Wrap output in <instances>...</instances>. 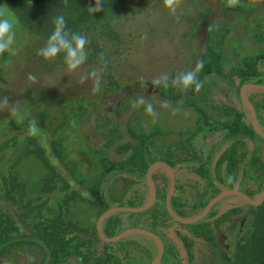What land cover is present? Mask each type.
Listing matches in <instances>:
<instances>
[{
    "label": "trees",
    "instance_id": "obj_1",
    "mask_svg": "<svg viewBox=\"0 0 264 264\" xmlns=\"http://www.w3.org/2000/svg\"><path fill=\"white\" fill-rule=\"evenodd\" d=\"M3 1L7 8L14 13L18 23L35 38L34 41L32 40L31 47L36 57L35 60L39 62L41 68L38 69V72L34 71L33 74H28V77L53 75L56 69L67 66L63 51L50 58H44L41 55V50L54 30L57 16L64 18L62 29L64 33L69 36L77 34L84 38L82 54L85 58L81 65H88L91 70L99 71L102 81L97 84L94 90L92 89L88 106H72V108L80 110L81 121L91 113L106 115L108 113L106 101L111 96L125 97V87L116 75L115 62L122 57L126 50H129L130 40L126 39L119 23L140 14L141 9L135 0H99V10L95 12L89 11V9L96 6L97 0ZM249 2L251 4L246 8L251 13L247 18L243 35L244 39L247 38L248 45L242 43L239 46L237 43V46L235 43L232 48L224 50L223 38L216 41L215 44H210V40H206V38L201 45L200 67L198 68H203L205 72L194 79L200 84L199 89L190 85V91H183L172 98L170 95L172 86L169 82L154 81L153 84L159 90L157 95L147 93L145 96L155 97L157 104L163 107L168 105L172 110H188L193 117V121L188 127L180 129L156 127L149 130L140 120V131L134 134L127 124L133 106L126 112L122 111L120 119L115 120L117 125L107 121L112 128V133H110L112 137L108 133L109 142L96 147L92 146L95 148L92 149V153L90 145V149L84 148L82 153L77 150L78 153H75L74 161L70 158L72 153L69 151H59L61 157L58 152L54 153L57 154V160L60 159L59 161L65 166H67V161H71L69 162L71 166L66 167V170L71 171L78 186L87 189L89 196H84L81 202L92 206L95 216L112 206L143 205L145 203L143 193L148 192L146 170L152 162L158 160L169 163L175 171L177 167L183 168L202 183V192L205 198L203 201L193 204L192 208L195 210V214L199 213L208 200L221 188H239L252 198L256 194L260 195L264 187V137L254 131L251 115L239 96V88L242 84L264 83V52L260 55V49L255 53L249 49V47L260 46V43L264 44V42L253 40L248 35L250 21L257 13L264 11V0H250ZM234 11L236 12L235 16L240 15L244 13L245 8L237 5ZM221 12H223L222 9ZM232 19L234 18L232 17ZM207 24L211 26L209 22ZM206 34L211 36L210 31H206ZM234 47L241 53V57L234 52ZM219 85L225 87L231 101L227 95H223L220 103L214 105L208 102L207 92L216 89ZM29 90L34 92L32 88ZM252 90L259 94L257 99L254 100L252 96L250 99L255 107L258 127L264 130V90ZM55 98H57L56 109L55 112L48 113L49 117H55L59 112L71 107L64 104L71 97L58 92L55 94ZM148 98L137 104L135 109L142 108V105L145 107ZM10 99L14 101L12 104L18 105L17 102L23 100V95L13 93V97ZM2 104H0V108L7 103L3 101ZM44 106L47 108V103ZM116 111L117 108L113 110L114 114ZM31 112V108H27L23 113L27 123V120H31ZM42 112L45 114V109ZM31 124L26 130L27 137L24 139L21 140L20 137L13 135L12 138L1 140L0 154L2 155L6 149L12 148V158L10 159H15L16 156L18 160L22 161L21 167L18 165L20 173L17 177L19 182L17 181L16 185H22L20 181L22 180L23 185L30 186L32 192L35 187L41 186L34 179L35 171L42 168V165H45L44 169L51 170V175L53 177L55 175L57 181L53 179L48 184L47 200L50 202L52 193H55L53 200L57 201V204L62 200L59 206V218L61 219L66 201L60 196L62 189L58 188L57 184H63L64 179L62 178V182L56 172H53V166L48 164L46 166V163L43 162L38 164L35 161V153H46V150L42 147L43 145L40 146L34 140V136L31 134ZM40 129L43 128L40 127ZM114 131H116L115 136ZM107 137L106 139H108ZM57 146H62V144L58 142ZM176 147L183 148L188 155L178 164H175L170 158L173 148ZM79 155L77 160L76 156ZM16 161L14 160L13 164ZM4 163L5 161L0 160V169ZM13 167L10 164V171ZM29 176L33 183L25 181ZM116 182H120L124 186L123 192L118 197L112 192V187ZM167 190L168 180L165 186L156 190L155 200L148 209L140 212L120 211L106 217L102 222L103 234L111 236L131 222L133 226H140L156 233L163 241L164 246H167L168 240L173 241L170 237L171 234L177 243L183 242L184 244L186 239H190L207 244L219 251L220 247L212 237V230L205 232L200 226L201 222L213 218L217 213L211 208L203 218L196 222L175 221L165 207ZM15 192L12 194L13 198L17 197V192ZM174 200L175 196H172L170 204L172 209L177 212L174 208ZM59 207L56 209L58 210ZM51 208L52 206L49 204L46 209ZM66 210H71V207L67 205ZM231 212L235 214L242 212L248 216V220L243 232L234 240L230 252L220 258L218 264H264V199L257 205L243 201L242 207L232 208L225 215H230ZM177 213L181 215L179 212ZM67 218L69 221H73L68 226L75 231L79 230L78 221H82V219L74 214H67ZM40 233V231H30L0 238V255L12 247L31 246L40 250L42 257L39 261L30 264H126L130 262L150 264L157 252L156 242L149 236L133 234L114 242H103L98 238L94 226L89 237L92 247L88 252L81 245L69 241H50L46 235ZM165 254L166 252L163 251L160 262L165 261ZM176 254L178 255L177 250ZM185 260V257H182L179 262L182 264Z\"/></svg>",
    "mask_w": 264,
    "mask_h": 264
},
{
    "label": "rangeland",
    "instance_id": "obj_2",
    "mask_svg": "<svg viewBox=\"0 0 264 264\" xmlns=\"http://www.w3.org/2000/svg\"><path fill=\"white\" fill-rule=\"evenodd\" d=\"M249 1L172 0L171 5L165 7L164 0H135L141 9L140 14L119 23L126 39L130 40L129 50H126L122 57L115 62V72L125 87V97H121V99L111 96L106 101L108 111L106 115L91 113L81 121L80 110L72 108V106L89 105L92 89L94 90L97 84L102 81L100 72L95 69L91 70L88 65L80 64L71 70L67 66L60 67L54 71L53 75L30 76L34 71L38 72V69L41 68L39 62L35 60L36 57L31 47L33 45L32 40L34 41L35 38L18 23L14 13L7 8L3 0H0V18L10 19L14 34L9 49L0 51V100H2L0 104L3 105V101L7 103L0 108V136L4 134L0 141L12 138L13 135L20 137L21 140L24 139L27 137L26 130L31 123H34L31 124V134L34 136V140L40 146L43 145L42 147L46 150V153H35V161L38 164L43 162L46 163V166L47 164L53 166V172H56L61 181L62 178L64 179L63 184L57 185L58 188L62 189L60 196L67 202H65L66 206L64 205L60 219L59 206L62 200L57 204V201L53 200L55 193L50 194V202L47 200L48 184L53 179L57 180L55 175L54 177L51 175V170L44 169L45 165L35 171L34 179L41 186L35 187L34 193L30 186L23 185L22 180H20L22 185L17 186L16 182L22 161L18 160L16 156L15 159H10L12 158V148L6 149L2 155L0 154V160L5 161L0 169V238L29 233L30 231H40V234L46 235L50 241H69L83 246L86 252L90 251L92 246L89 237L99 214L95 216L94 208L81 202L84 196H89V193L86 188L78 186L74 175L71 171L66 170V167L71 166L69 163L71 161H65L67 165L65 166L59 161L60 159L57 160V154L54 153L69 151L72 153L70 158L74 161L76 159L75 153H82L84 148H89V145L96 147L108 143L110 138L107 136L109 133V136L112 137L110 134L112 128L107 121L117 125L115 120L120 119L121 113L132 109L133 106L127 124L134 134L140 131V120L149 130L156 127L164 129L188 127L193 121L188 110H172L168 105L163 107L157 104L155 97L149 96L148 98L145 96L147 93L157 95L159 90L153 84L154 81L169 82L172 86L170 91L172 98L183 91H190V85L187 88H181L173 81L177 76L189 71L193 72L194 79L204 74L205 70L203 68L198 69L197 65L200 64L201 45L206 38V40H210V44H215L216 41L223 38L224 50L232 48L235 43L237 46V43L239 46L242 43L248 45V40L247 38L244 39L243 35L245 34L247 18L251 13L246 8L251 4ZM237 5L245 8V11L235 16L234 8ZM254 17L250 21L248 35L253 40L264 42V11H260ZM208 22L212 27L207 24ZM206 31H210L211 36L207 35ZM249 49L253 53L259 52L258 49H260L261 55L264 52V44L260 43V46L249 47ZM233 50L239 57L242 56L236 47ZM31 88L34 90L33 93L32 90H29ZM224 88L219 85L216 89L207 92L210 103L219 104L223 95H227L231 101L228 93L225 94ZM58 92L61 95L71 97L64 103L71 107L59 112L55 117H49L50 114L48 115V113L55 112L58 98H55V94ZM13 93L23 95V100L17 102L18 105L12 104L14 101L10 98L13 97ZM246 94L249 97L252 96L254 100L259 97V94L251 88H247ZM147 98L148 102L145 107L142 105V108L135 109L137 104ZM46 103L47 108H44ZM149 106L151 111H146ZM27 108L32 110L31 120H27L28 123L25 122L23 116ZM115 108H117L116 114L113 112ZM43 109L46 111L45 114L42 112ZM35 124L43 129L35 126ZM114 132L115 136L116 131ZM57 141L62 146H57ZM92 149L95 148L90 149L91 153ZM77 150L78 152H76ZM178 154L177 151H174L173 158L177 159ZM80 155L76 156L77 160ZM59 156L61 157L60 153ZM14 160L17 161L13 164ZM10 164L14 166L11 171L9 169ZM32 174L34 175V172ZM152 177L155 190H159L167 183L168 171L157 166ZM25 181L33 183L31 176ZM177 183L179 188L175 193L174 207L183 217H192L195 215V210L192 208L193 204L203 201L205 198L202 192V183L187 173H179ZM123 189L124 186L120 182H116L112 187V192L118 197ZM15 191L17 197L13 198L12 194ZM143 196L146 203L150 196L149 187L148 192H144ZM258 196L256 194L253 198H258ZM49 204L52 208L48 210L46 208ZM67 205L71 207V210H66ZM242 206L241 197L234 194L226 195L211 207L217 214L204 221L209 223L208 226L212 229L219 227L218 221H247L248 216L245 214L242 216L239 213L231 214L227 217L225 215L232 208ZM46 210L49 212H45ZM67 214H74L82 219V221H78L79 230L75 231L68 226L73 221H69ZM204 221L201 223L205 224ZM128 224L126 227L133 226L131 222ZM67 227L68 229H66ZM234 239L235 237L232 238V242L229 241V246L233 245ZM225 244L222 245L225 246ZM172 245L173 248L170 247L169 250H166L165 261H158L157 264H180L179 259L183 256L176 254L177 246L174 242ZM200 252L198 256L196 249H192V252H189V259L182 264H217L208 250L204 249ZM41 257V251L31 246L12 247L0 255V264L34 263L39 261Z\"/></svg>",
    "mask_w": 264,
    "mask_h": 264
},
{
    "label": "water",
    "instance_id": "obj_3",
    "mask_svg": "<svg viewBox=\"0 0 264 264\" xmlns=\"http://www.w3.org/2000/svg\"><path fill=\"white\" fill-rule=\"evenodd\" d=\"M247 88H251V89H255V90H264V84H262V83H244L239 88V96H240L244 106L248 109V111L251 115V124H252L254 131L257 134L264 137V130L259 128L258 124H257L256 111H255V107L253 105V102L250 99V97L248 96V94H246ZM157 166L164 167L165 169H167V171L169 173V188H168V191H167V194L165 197L166 210H167L168 214L175 221H178L181 223H191V222H196V221L200 220L201 218H203L208 213V211L211 209V207L215 204L216 201H218L220 198H222L226 195H230V194L237 195V196L241 197L246 203L251 204V205H257V204L261 203L262 200L264 199V187H263L260 195L258 196V198H255V199L248 196L246 193L239 190L238 188H225V189L220 190L215 195H213L198 214H196L192 217H182V216L178 215L172 209L171 204H170V199L172 197V194H173L174 188H175V178H174V172H173L172 167L165 161L158 160V161L152 162L147 167V170H146V182H147V185H148L149 191H150V196H149L148 200L146 201V203H144L143 205H139V206L123 205V206L109 207V208L103 210L98 215L97 220H96V224H95L96 234H97L98 238L103 242H114V241H117L123 237L133 235V234H143V235L149 236L152 239H154L155 242L157 243L158 248H157V253L152 258L150 264H157V262L160 260V258L162 256L163 249H164V244H163L161 238L156 233L152 232L149 229L140 227V226H129V227H126V228L122 229L121 231H119V232H117L111 236H106L102 232V222L106 217H108L109 215H111L115 212H120V211L140 212V211L148 209L152 205V203L155 200V196H156V190H155V185H154L152 173H153L155 167H157ZM126 264H141V263L130 262V263H126Z\"/></svg>",
    "mask_w": 264,
    "mask_h": 264
},
{
    "label": "clouds",
    "instance_id": "obj_4",
    "mask_svg": "<svg viewBox=\"0 0 264 264\" xmlns=\"http://www.w3.org/2000/svg\"><path fill=\"white\" fill-rule=\"evenodd\" d=\"M165 7L171 5L172 0H164ZM99 10V0L95 7L90 8L89 11L95 12ZM64 25L63 16H57L55 18V27L48 40L45 47L41 50V55L44 58L54 57L58 52L63 51L64 60L69 70L76 68L84 60V55L82 54L84 46V38L73 34L69 36L62 31ZM12 23L9 18H0V51L9 49L12 44L14 34L12 31ZM200 65H197L199 68ZM158 82V81H157ZM181 88H187L189 85H194L196 89H199L200 84L194 80L193 72L189 71L182 75L177 76L174 81ZM146 111H151L149 106Z\"/></svg>",
    "mask_w": 264,
    "mask_h": 264
},
{
    "label": "flooded vegetation",
    "instance_id": "obj_5",
    "mask_svg": "<svg viewBox=\"0 0 264 264\" xmlns=\"http://www.w3.org/2000/svg\"><path fill=\"white\" fill-rule=\"evenodd\" d=\"M224 93V92H223ZM228 91L225 90V94H227ZM229 94V93H228ZM208 99V98H207ZM222 100V99H221ZM208 102L210 103V101L208 100ZM210 150L211 148L209 149V153H210ZM174 151H177L179 154L177 155V159H174L173 158V152ZM188 155L186 153V151L183 149V148H173L172 150V154H171V160L175 163V164H178V162L180 160H184L185 158H187ZM169 164V163H168ZM170 165V164H169ZM171 166V165H170ZM172 167V166H171ZM161 168H164V167H161ZM173 169V167H172ZM173 172H174V178H175V188H174V192L172 194V196H175V193H176V190L179 188L178 186V174L179 173H187V174H191V173H188L187 171H185L183 168H180V167H177L176 171L173 169ZM168 188H169V173H168ZM222 189H225V188H221L220 190ZM239 189V188H238ZM241 190V189H239ZM168 191V190H167ZM242 191V190H241ZM172 198V197H171ZM176 198V196H175ZM243 200V199H242ZM175 201V200H174ZM244 201V200H243ZM172 207V206H171ZM175 208V207H174ZM174 210V209H173ZM176 212V211H175ZM178 212V211H177ZM176 212V213H177ZM229 212V211H228ZM178 214V213H177ZM198 214V213H197ZM231 214H235V213H230ZM238 214V213H236ZM239 214L242 216L244 215L242 212H239ZM179 215V214H178ZM196 215V214H195ZM246 215V214H245ZM181 216V215H180ZM229 216V215H226V217ZM183 217V216H182ZM225 217V216H224ZM206 221H204L205 223ZM219 222V227H214V229H212L211 227L208 226L207 223L205 224H200L201 228L203 231L207 232L208 230L211 231L212 230V237L214 239V241L219 245L220 247V250L217 251L213 248H211L210 246H208L207 244H204L202 242H199V241H193V240H190V239H186V242L183 244V242H175V239L173 238V236L170 234V237H171V240L173 239V241H167V246H164V249L163 251L166 252V250L168 248L173 247L172 243L174 242V244L177 246V252H178V255L180 256V254L185 257L186 260L189 259V252H192V249H196L197 251V255L199 256L200 255V251L201 250H208L209 253L212 255L213 259L217 262L218 264V261L220 258H223L225 254H228L232 248V245L229 246L230 242H232V238L235 237V239L239 236V234L241 232H243L244 230V227L246 226V223L247 221H218ZM208 226V227H207ZM237 232V233H236ZM233 233H236V234H233ZM235 235V236H233ZM238 235V236H237ZM184 239V237H182ZM234 239V240H235ZM163 242V241H162ZM225 244L222 245V244ZM164 244V243H163ZM170 244V245H169ZM179 245V246H178ZM167 247V249H166ZM184 247V248H183ZM190 249V250H189ZM175 251V250H174ZM176 252V251H175ZM227 252V253H226ZM219 255V256H218ZM201 257V256H200ZM26 264H30V263H26ZM181 264V263H180Z\"/></svg>",
    "mask_w": 264,
    "mask_h": 264
}]
</instances>
